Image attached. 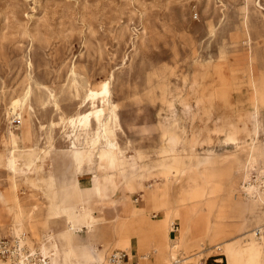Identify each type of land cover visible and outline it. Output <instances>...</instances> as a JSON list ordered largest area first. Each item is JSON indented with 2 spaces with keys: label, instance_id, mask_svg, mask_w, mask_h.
I'll return each instance as SVG.
<instances>
[{
  "label": "rangeland",
  "instance_id": "374dc122",
  "mask_svg": "<svg viewBox=\"0 0 264 264\" xmlns=\"http://www.w3.org/2000/svg\"><path fill=\"white\" fill-rule=\"evenodd\" d=\"M21 234L49 264H264V0H0Z\"/></svg>",
  "mask_w": 264,
  "mask_h": 264
},
{
  "label": "built area",
  "instance_id": "2783aa9c",
  "mask_svg": "<svg viewBox=\"0 0 264 264\" xmlns=\"http://www.w3.org/2000/svg\"><path fill=\"white\" fill-rule=\"evenodd\" d=\"M26 236L20 237L0 236V262L8 264H49L48 260L33 252L22 240ZM96 264H140V262L129 258L128 252L117 249L105 260Z\"/></svg>",
  "mask_w": 264,
  "mask_h": 264
},
{
  "label": "bare ground",
  "instance_id": "6f19581e",
  "mask_svg": "<svg viewBox=\"0 0 264 264\" xmlns=\"http://www.w3.org/2000/svg\"><path fill=\"white\" fill-rule=\"evenodd\" d=\"M105 91H107L108 92V89L106 88L105 89ZM19 102V108H21V109H23V107L25 106V104H26V102L25 101H23L22 99L21 100H19L18 101ZM18 109V108H17ZM105 154H109L108 152H106V151H103V153H102V155H105ZM18 165H16V170H19V171H21V168L19 167H17ZM22 235V234H21ZM21 235H18V237H20ZM22 243L23 244H26V245H28V247H30V249L34 252H36L37 254H38V252L36 251V250H34L33 248H37V244L35 243L34 244V242L32 243L30 240H29V238L28 237H25V238H23V240H22ZM172 246L174 247V248H178V247H175V244H178L179 243V240H178V242H173V240H172ZM30 244V245H29ZM56 248V247H55ZM50 249V248H49ZM49 249L48 248H44L43 249V251H42V256H44L45 258H49V254H50V251H49ZM39 255V254H38ZM40 256V255H39ZM41 257V256H40ZM183 259H179V260H175L174 261V264H182L183 262ZM0 264H8V263H3V262H0Z\"/></svg>",
  "mask_w": 264,
  "mask_h": 264
},
{
  "label": "crops",
  "instance_id": "0c3cea01",
  "mask_svg": "<svg viewBox=\"0 0 264 264\" xmlns=\"http://www.w3.org/2000/svg\"><path fill=\"white\" fill-rule=\"evenodd\" d=\"M170 245H171V247H173L172 244H170ZM133 255H134V257H137V256H138V253H137V252H134ZM171 256H172V255H170V257H171Z\"/></svg>",
  "mask_w": 264,
  "mask_h": 264
}]
</instances>
